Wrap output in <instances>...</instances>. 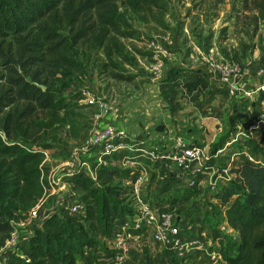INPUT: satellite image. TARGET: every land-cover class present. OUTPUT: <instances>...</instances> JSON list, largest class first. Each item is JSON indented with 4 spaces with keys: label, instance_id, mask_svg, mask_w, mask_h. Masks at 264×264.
Returning <instances> with one entry per match:
<instances>
[{
    "label": "rangeland",
    "instance_id": "obj_1",
    "mask_svg": "<svg viewBox=\"0 0 264 264\" xmlns=\"http://www.w3.org/2000/svg\"><path fill=\"white\" fill-rule=\"evenodd\" d=\"M251 6L252 0H119L120 31L111 33L106 46L85 49V69L67 90L78 103L73 113L48 109L36 116L33 129L38 136L35 138L48 145L41 149L35 147L43 155L40 164L43 189L26 209L12 213L13 224H19L20 230L24 227L31 231L64 184L69 185L70 193L59 208L67 206L69 210L79 195L73 189L75 176L82 173L92 178V169L98 165L96 161L89 160L90 169L69 164L73 148L91 130V108L85 93L90 88L94 92H107L113 109L109 121L134 134L145 148L162 151L171 146L175 136H185L210 155L203 173L205 177L200 182L203 192L172 181L170 170H164L159 162L140 159L134 168L123 157L113 156L108 165L119 170L124 183L132 179L135 169L151 168L150 184L143 190L144 199L169 205L182 217L200 219L211 232L220 215L214 208L216 216L212 218L209 182L225 165L231 168L233 161L240 159L236 154L245 149L238 147L235 140L226 149V155L217 157L215 150L238 132L239 137L248 134L264 143V133L251 129L263 105L256 99L260 91L252 96L231 95L211 77L213 71L242 73L246 69L254 79L259 77L264 81V76L257 74L264 68V19ZM59 30L66 32L64 23ZM115 44L120 46L123 55L118 53ZM159 125H163L162 131L156 130ZM257 159L256 163L264 161L262 156ZM72 172L74 175L69 176ZM163 175L167 182L162 181ZM33 208H38L36 218L30 216ZM221 235L228 240L236 234ZM97 240L106 242L103 237ZM151 241L141 240L137 248L142 251L146 248L148 255L153 250ZM19 242L11 251L15 263L20 256ZM105 242L104 248L97 249L107 250ZM231 243L234 245L235 239ZM142 251L134 252L143 259ZM169 258L162 263L174 264L175 259ZM130 259L126 263L135 264ZM195 261L188 259L183 264Z\"/></svg>",
    "mask_w": 264,
    "mask_h": 264
},
{
    "label": "trees",
    "instance_id": "obj_2",
    "mask_svg": "<svg viewBox=\"0 0 264 264\" xmlns=\"http://www.w3.org/2000/svg\"><path fill=\"white\" fill-rule=\"evenodd\" d=\"M118 1L0 0V249L14 229L12 213L26 209L43 189V155L35 147L48 145L35 138L36 116L48 109L73 113L78 106L67 90L85 69V49L104 46L111 33L120 31ZM251 10L264 19V0H252ZM61 23L67 27L64 33ZM115 47L123 55L120 46ZM256 99L264 101V90ZM235 140L245 150L236 154L240 159L233 161L231 176L211 196L216 200L210 206L212 218L215 209L220 215L209 233L221 244V260L215 264H264V161L248 159L264 157V143L250 136ZM121 175L116 167L104 165L96 168L95 179L82 173L75 176L73 189L79 192L75 198L82 212L64 206L41 215L29 236L18 241V263L76 264L98 243L95 233L111 240L118 223L136 212ZM223 220L236 232L234 245V239L226 240L217 228ZM163 252L166 259L134 256L129 261L163 264L169 256L175 259L164 248ZM174 264L183 262L175 259Z\"/></svg>",
    "mask_w": 264,
    "mask_h": 264
},
{
    "label": "built area",
    "instance_id": "obj_3",
    "mask_svg": "<svg viewBox=\"0 0 264 264\" xmlns=\"http://www.w3.org/2000/svg\"><path fill=\"white\" fill-rule=\"evenodd\" d=\"M219 72L218 74L213 71L211 77L215 83L223 86L231 95L252 96V94L264 90V81L253 86V88H251L252 86L248 87L249 80L246 76V69L242 73L230 72V70ZM257 74L264 76V68H260ZM85 93L86 103L91 108V130L73 148L69 164L84 165L85 168L90 169L89 160L96 161L98 165L94 166L91 174V177L95 179L96 168L108 165L113 156L123 157L132 166L134 165V168H137L138 160L149 157L160 162L165 170H170L171 176L184 179L187 186L198 185V178L203 175L210 155H207V152L195 141H190L184 136H175L171 146L164 147L162 151L147 149L144 147L143 141L138 140L134 134L128 133L125 128L109 121L108 117L112 116L113 109L105 90L94 92L88 88ZM262 104L256 118L252 121L251 129L264 133V101ZM246 136L250 135L247 134ZM237 137H239V132L223 146L217 148L214 152L215 156L226 155V151H228L226 149ZM248 159L255 162L251 156H248ZM72 175H74L73 172L69 174V176ZM149 175V170L141 166L132 171V177H130L132 179L126 181L135 202L136 212L119 223L117 232L108 241L107 250L111 264H126L129 258L136 256L134 251H142L137 247L141 245L139 241L144 239H152L153 242L160 244L170 252L176 260L185 263L190 256L199 257L197 253H204L207 250V243L202 242V239H207V241L213 239L208 230L202 227L193 233L190 226L186 225L176 213V209L160 202L144 199L143 190L147 187ZM230 176V166L225 165L221 172L217 173L215 178L209 182L210 190L216 192L219 186ZM69 210L75 213L82 212L77 201L70 204ZM30 216L36 218L38 208H33L30 211ZM19 228V224H14V229L0 252L6 246H13L20 241ZM217 228L221 233L236 234L224 220L218 223ZM213 240L219 241V238ZM211 258L217 263L221 260V254L212 255ZM0 264H8L6 256L1 253ZM91 264L102 263L96 261Z\"/></svg>",
    "mask_w": 264,
    "mask_h": 264
},
{
    "label": "crops",
    "instance_id": "obj_4",
    "mask_svg": "<svg viewBox=\"0 0 264 264\" xmlns=\"http://www.w3.org/2000/svg\"><path fill=\"white\" fill-rule=\"evenodd\" d=\"M248 80H249V85L252 86H256L258 84H260L261 80L259 79V77L257 78H253L250 73L249 74H246ZM263 82V81H262ZM223 87V86H222ZM185 137V136H184ZM186 138V137H185ZM189 139L190 141H194L192 138H187ZM143 161L145 160H148V161H151V162H158V161H154L152 160L151 158L149 157H144V158H141ZM160 163V162H159ZM165 170V168H163ZM149 171H150V174H152L151 172V168H149ZM172 174L169 173V178L172 180V181H178L177 184H179L180 186L181 185H184L183 187H187L188 189H195V190H198V191H202L203 192V189H202V185H201V178H204L205 176L204 175H201L198 180H199V183L198 185H195V186H187L186 182L184 181V179H177L173 176H171ZM171 176V177H170ZM162 181L163 182H167V177L163 175L162 177ZM183 183V184H182ZM150 184V183H148ZM148 186V185H147ZM163 186V184H162ZM161 186V187H162ZM188 191V190H187ZM147 200V199H146ZM203 198L200 199V202L201 204L204 203L203 201ZM148 201H151V199H148ZM210 201H212V204L211 205H215L216 203V200L211 197ZM210 207V206H209ZM179 217L182 219V221L190 226V229L192 230V232H195V230H197L198 228L202 227V225L204 227L202 228H205L208 230V232L211 234L210 232V228L208 229L205 224L202 222V220L200 219H189V217H182L179 215ZM184 218V219H183ZM120 223V222H119ZM119 223H118V226H119ZM216 227V226H215ZM24 227H22V229L20 230L19 232V237L21 239H25L29 236V234L31 233V231L29 229H23ZM97 239L98 237H103L101 234H98V233H95L94 235ZM212 236V235H211ZM236 235L233 236V238H235ZM213 238V236H212ZM104 239V238H103ZM214 239V238H213ZM213 239H210V241H206V239H202V242L205 243L206 241V251L204 253H202L201 255H199V257H197L196 259L192 260V261H195L193 262L194 264H215L216 262H214L211 258L212 255H219L220 254V241H215ZM108 241L109 240H105L102 241H98V243L96 245H94L93 247H90L89 249H87L86 253L84 254V257L82 259H79L76 261V264H91L92 262H96L94 261V259L96 258L97 261H99L100 263L102 264H111V259L109 258V254H108V250H105V251H102V250H98L97 248L99 247H103V242H105V245L107 246L108 245ZM152 243V247H153V250H150V252L147 254H145L144 256L146 257L149 256V257H156L158 255H160L161 257L163 258H167V256H165L164 252H163V247L160 245V244H157L153 241H151ZM155 247V248H154ZM14 248L12 246H6L3 250H2V253L4 254V256H6L7 258V261H8V264H20L18 262L15 263V261L11 258V251L13 250ZM143 252V251H142ZM165 258V259H166ZM164 259V260H165ZM168 260V259H167ZM200 261V262H199ZM142 263V261L140 260V264ZM164 264V263H163Z\"/></svg>",
    "mask_w": 264,
    "mask_h": 264
},
{
    "label": "water",
    "instance_id": "obj_5",
    "mask_svg": "<svg viewBox=\"0 0 264 264\" xmlns=\"http://www.w3.org/2000/svg\"><path fill=\"white\" fill-rule=\"evenodd\" d=\"M163 125H159L156 127V130L157 131H162L163 130ZM69 193H70V187L68 184H64L61 188V192L56 194L52 199H51V202H50V205L43 209L42 211V216H46L52 212H55L61 203H63L66 198L69 196Z\"/></svg>",
    "mask_w": 264,
    "mask_h": 264
}]
</instances>
